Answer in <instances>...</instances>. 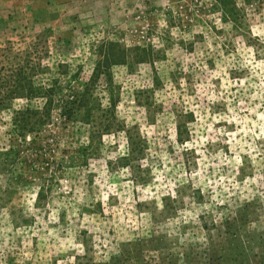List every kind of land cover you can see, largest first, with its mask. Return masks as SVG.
<instances>
[{
  "label": "rangeland",
  "instance_id": "obj_1",
  "mask_svg": "<svg viewBox=\"0 0 264 264\" xmlns=\"http://www.w3.org/2000/svg\"><path fill=\"white\" fill-rule=\"evenodd\" d=\"M63 1L22 5L0 66L126 59L87 124L0 110V264H264V0Z\"/></svg>",
  "mask_w": 264,
  "mask_h": 264
},
{
  "label": "trees",
  "instance_id": "obj_2",
  "mask_svg": "<svg viewBox=\"0 0 264 264\" xmlns=\"http://www.w3.org/2000/svg\"><path fill=\"white\" fill-rule=\"evenodd\" d=\"M7 50L10 51L11 47L5 45L0 48L2 58L7 56L5 54ZM125 54V50L119 43H105L103 48L97 52L95 65L87 81H81L79 68L74 71L70 70V65L67 63H57L52 67L53 71L40 62L36 66L30 67V71H26L19 64H9L6 67L1 65L0 70L6 72L4 74L0 72V110L8 106V100L19 95L40 100V103L32 108L26 107L14 112L11 117L13 134L18 137L33 134L32 140L41 139L43 137L41 132L45 129L46 124L52 120L54 113L56 119L64 122L73 121L78 113H81L80 121L89 123L91 113L97 105L95 93H93L95 92L96 81L101 76H107L110 66L122 64L126 59ZM47 73H49L48 77ZM33 74H39L43 83L35 86L31 79ZM63 78L67 80L66 85L62 84ZM72 81L78 85H71L70 87ZM108 101L109 106L104 109L105 114H110L111 111L110 98ZM7 158L8 155L6 154L4 160Z\"/></svg>",
  "mask_w": 264,
  "mask_h": 264
},
{
  "label": "crops",
  "instance_id": "obj_3",
  "mask_svg": "<svg viewBox=\"0 0 264 264\" xmlns=\"http://www.w3.org/2000/svg\"><path fill=\"white\" fill-rule=\"evenodd\" d=\"M35 0H0V33L2 26L8 25L15 18H19L20 11L23 9L24 3L32 4ZM41 3H47L50 0H40ZM63 1V0H62ZM64 0L63 2H65ZM25 8V6H24Z\"/></svg>",
  "mask_w": 264,
  "mask_h": 264
}]
</instances>
